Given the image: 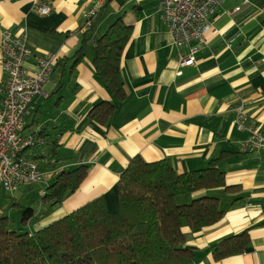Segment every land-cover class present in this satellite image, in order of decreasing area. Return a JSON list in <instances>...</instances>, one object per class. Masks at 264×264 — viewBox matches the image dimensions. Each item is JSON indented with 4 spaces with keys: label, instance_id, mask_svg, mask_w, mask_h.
<instances>
[{
    "label": "crops",
    "instance_id": "obj_1",
    "mask_svg": "<svg viewBox=\"0 0 264 264\" xmlns=\"http://www.w3.org/2000/svg\"><path fill=\"white\" fill-rule=\"evenodd\" d=\"M37 2L49 4L51 13H36ZM246 2L228 0L210 17L213 28L202 42L178 47L158 0H0V42L5 30L24 35L33 51L30 70L37 56L58 58L47 96L24 117L25 134H38L44 142L28 155L38 158L47 185L55 172L88 168L61 206L39 213L33 232L100 197L116 213L117 184L136 156L149 163L166 160L186 173L226 153L218 169L234 191L215 194L224 216L199 232L186 228L185 241L195 249L194 264H264V152H242L248 133L233 123L243 105L250 121L264 129V9L247 4L236 11ZM91 9L98 17L95 38L76 64L87 31L84 15ZM120 17L133 28L122 56L127 98L102 125L90 113L112 97L96 74L94 46ZM190 54L194 64L182 65ZM5 81L0 62V89ZM54 148L64 162L49 169ZM245 231L250 242L243 253L214 261L218 243Z\"/></svg>",
    "mask_w": 264,
    "mask_h": 264
},
{
    "label": "trees",
    "instance_id": "obj_2",
    "mask_svg": "<svg viewBox=\"0 0 264 264\" xmlns=\"http://www.w3.org/2000/svg\"><path fill=\"white\" fill-rule=\"evenodd\" d=\"M248 4L264 9V0H248ZM97 21L98 17L84 33L76 64L95 38ZM132 36V26L120 17L95 42L94 68L112 97L90 113L102 125L112 120L127 98L122 56ZM226 155L222 153L203 170L186 173H178L166 160L149 163L136 156L117 184L116 213H110L100 197L34 232L14 230L9 218L0 214V264H194L195 249L187 245L184 230L199 232L223 218L222 200L215 194L234 191L218 169ZM63 162L54 148L46 167L54 169ZM40 173L43 183L41 169ZM87 173L84 165L55 172L42 203L49 208L61 206ZM22 214L28 226L41 219L32 208ZM249 242V231L222 240L214 249V261L243 253Z\"/></svg>",
    "mask_w": 264,
    "mask_h": 264
},
{
    "label": "built area",
    "instance_id": "obj_3",
    "mask_svg": "<svg viewBox=\"0 0 264 264\" xmlns=\"http://www.w3.org/2000/svg\"><path fill=\"white\" fill-rule=\"evenodd\" d=\"M105 1L102 0V4ZM158 1L161 19L172 34L175 45L181 47L193 41L202 42L213 28L210 17L228 0ZM34 9L40 16H47L52 10L44 2L35 3ZM96 15L94 9L84 15L85 28L91 26ZM32 54L24 35L4 31L0 42V62L6 77L0 89V185L7 192H15L43 180L38 162L28 155V150L44 142L32 134H25L24 117L34 108L38 98L47 96L45 87L58 58L53 54L37 56L35 70H30L26 64ZM188 56L182 65L194 64V54ZM233 123L238 130L248 133L240 146L242 152H264V129L250 121L243 105L235 110Z\"/></svg>",
    "mask_w": 264,
    "mask_h": 264
},
{
    "label": "rangeland",
    "instance_id": "obj_4",
    "mask_svg": "<svg viewBox=\"0 0 264 264\" xmlns=\"http://www.w3.org/2000/svg\"><path fill=\"white\" fill-rule=\"evenodd\" d=\"M50 183L53 182L51 179ZM46 183H38L32 186L21 187L15 192H7L0 185V214L9 218V223L14 230L22 229L32 232L33 224L28 226L22 221V211L28 208L35 210L37 214H44L49 206L42 203L43 193L47 188ZM188 201L190 200L187 197Z\"/></svg>",
    "mask_w": 264,
    "mask_h": 264
}]
</instances>
